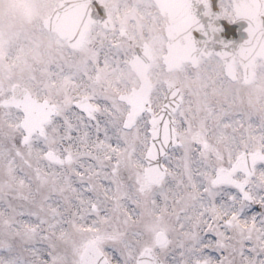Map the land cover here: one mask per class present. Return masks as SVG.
I'll list each match as a JSON object with an SVG mask.
<instances>
[{
	"label": "snow or ice",
	"instance_id": "6c2138e0",
	"mask_svg": "<svg viewBox=\"0 0 264 264\" xmlns=\"http://www.w3.org/2000/svg\"><path fill=\"white\" fill-rule=\"evenodd\" d=\"M0 264H264V0H0Z\"/></svg>",
	"mask_w": 264,
	"mask_h": 264
}]
</instances>
